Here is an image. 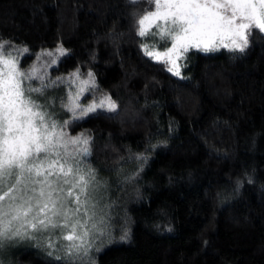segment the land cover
<instances>
[{
  "label": "trees",
  "instance_id": "1",
  "mask_svg": "<svg viewBox=\"0 0 264 264\" xmlns=\"http://www.w3.org/2000/svg\"><path fill=\"white\" fill-rule=\"evenodd\" d=\"M154 7L0 0V42L28 50L22 69L62 48L50 80L92 73L81 102L116 104L66 126L90 140L110 206L85 264H264V31L253 27L243 52L189 49L177 76L143 50L137 21ZM50 85L56 117L64 91ZM7 264L64 261L22 246Z\"/></svg>",
  "mask_w": 264,
  "mask_h": 264
},
{
  "label": "snow or ice",
  "instance_id": "2",
  "mask_svg": "<svg viewBox=\"0 0 264 264\" xmlns=\"http://www.w3.org/2000/svg\"><path fill=\"white\" fill-rule=\"evenodd\" d=\"M154 4L156 10L137 21L138 35L158 38L162 45L171 44L163 53L147 51L145 45V54L170 63L167 70L177 76V60L189 48L207 52L223 46L243 52L251 29L264 31V0H154ZM225 38L231 43L224 44ZM57 51L65 55L62 48ZM43 55L51 57L53 53ZM0 63L6 68L0 70V246L6 240L35 238L59 229L61 245L57 251L62 250V254L55 258L64 264H85L84 257L93 246L91 238L102 231L92 223L97 205L91 202L90 189L94 192L99 186L95 172L90 167L85 170L76 159L90 155V140L83 134L67 138L63 128L70 121L58 123L52 113L43 111L51 107L47 98L44 105L22 99L21 81L31 80L34 69L23 73L13 61L0 58ZM88 76L91 78L92 73ZM37 78L41 87H29L28 92L43 95L49 85ZM83 91L81 87L80 93ZM105 106L109 111L116 109L110 97L87 107L71 98L69 105H63L73 120ZM69 145L74 147L70 150ZM48 246L56 248L51 240Z\"/></svg>",
  "mask_w": 264,
  "mask_h": 264
},
{
  "label": "rangeland",
  "instance_id": "3",
  "mask_svg": "<svg viewBox=\"0 0 264 264\" xmlns=\"http://www.w3.org/2000/svg\"><path fill=\"white\" fill-rule=\"evenodd\" d=\"M155 10L156 9L154 7V9L151 11H155ZM151 11H149V12H151ZM152 31H155L154 27H153ZM4 42L5 41L0 42V45H3V47H0V58L15 62L17 65V69L20 72L30 73L33 71V69L35 70V76L31 80H22L21 81V91L23 93L22 99H31V100L35 101L37 104L43 105L42 100L45 101V98H47V101L49 104H51V107H46L42 110L49 112V113H52L53 114L52 118L55 119L58 123H63L64 121H68V120L72 119V113L70 111H68L67 107H63V105H69V98L76 100V102L79 103L82 107H87L93 103L99 104L102 99H104L105 97H108L107 95H104V96L102 95L95 101H92L89 103H85V102L82 103L81 102L82 97L84 96V94L87 92L88 89H90L91 87H94L95 81H94L93 77L90 78L89 76H80L78 72H75V73H78V75H73L74 74L73 73L69 76L64 77L61 80H57L58 85L63 87L64 94H63V97H62L61 102H60V111L58 112L59 115L55 117L53 110H56V107H54V101L53 100L58 96V92L55 91L53 88H51L50 84H51L52 80H50V78L48 76V71L52 66H54L56 64V63L53 64L51 61L53 59H55L56 61L58 60L60 53L57 50L61 49V48L41 50V52L38 53V57H40V59H37L31 66H29L27 69L24 70L20 67V64H19V58L24 54V52H23L24 48L20 47L18 45L12 44V43L5 44ZM223 42H224V44H230L231 40L225 38ZM141 43H142V47H143L144 52H145V45L148 46L147 51H154V52L159 51L161 53L165 52L167 47L171 46L170 43L168 45H162L159 42L158 38L154 40L150 36L141 37ZM220 48L229 49V48L223 47V46L219 47L218 49H220ZM189 49H191V48H189ZM194 49H196V48H194ZM198 50H200V49H198ZM46 52H52L53 55L51 57L43 55V53H46ZM187 52H182L180 58L177 60L178 70H179L180 74H181V71L183 68L182 64H183V61L185 59ZM201 52H205V51L201 50ZM207 52H212V50L207 51ZM154 60H156V59H154ZM161 62H163V61H161ZM164 63H166V62H164ZM166 64H167L168 68L171 67L170 63H166ZM0 70L6 71V68L2 63H0ZM171 73L174 74V72H171ZM37 77H41L43 79V82L45 84L49 85L46 89H43V95L35 93V92H32L31 94H29V92H28L29 87H31V88H40L41 87V79H38ZM81 81H90V82L85 85V84H81ZM81 87L85 88V91H83L82 93H80ZM78 93H79V95H78ZM56 103H55V105H56ZM99 109L109 111L107 109V106H105L104 108H98L97 110H99ZM63 131L67 134V138H69V139L72 138V136H69V134L67 133L66 127L63 128ZM76 137H78V136H76ZM73 147L74 146L69 145L70 150ZM76 159L80 160L81 167H83L85 170H87V168L90 167L89 166V155L88 156H77ZM65 187L67 188V186H65ZM5 190H7V189H5ZM90 192L93 196V199L91 202L95 203L97 205L96 210H95V219L92 221V223H96L97 227L102 230L103 228H105V223H106L105 211L106 210L108 211L110 206L108 203H104L102 201V199H101L102 195H101L99 186L95 189L94 192L90 189ZM0 195H2V193H0ZM68 206L73 207L72 204H69ZM99 234H101V231L95 232L94 237L91 238L92 244L94 242L93 238H95L96 236H99ZM60 235H61L60 230L56 229L54 232L44 233L43 235H37L35 238H24V239L16 238V239H12V240H6L3 242V245L0 246V264H7V260L9 259V255L13 251L18 250V248H21L22 246H29V247H32L34 249H38L39 251L46 254L48 257L56 259L55 257L57 255L62 254V250L57 251V249H59L60 245H61V240L59 239ZM49 240H51L53 243H55L56 248H51L48 246ZM50 252H52L53 255H49Z\"/></svg>",
  "mask_w": 264,
  "mask_h": 264
}]
</instances>
